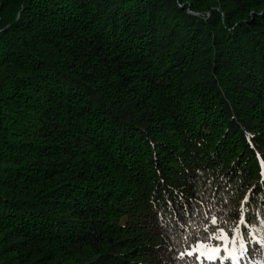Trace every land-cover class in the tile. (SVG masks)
I'll use <instances>...</instances> for the list:
<instances>
[{"label":"trees","instance_id":"1","mask_svg":"<svg viewBox=\"0 0 264 264\" xmlns=\"http://www.w3.org/2000/svg\"><path fill=\"white\" fill-rule=\"evenodd\" d=\"M262 160L264 0H0V264H183Z\"/></svg>","mask_w":264,"mask_h":264},{"label":"snow or ice","instance_id":"2","mask_svg":"<svg viewBox=\"0 0 264 264\" xmlns=\"http://www.w3.org/2000/svg\"><path fill=\"white\" fill-rule=\"evenodd\" d=\"M262 172L264 176V160L261 161ZM249 196L246 195L241 203L240 219L236 225L230 229L221 227L226 223L223 218L216 215L210 216V225L216 226L215 231H209V224H205L203 232L206 235L201 238L199 234L193 241L190 235L183 238L185 247L177 254V259L183 264H248V257L253 251L251 245L255 244L264 251V220L261 227L251 226L245 218L244 205L248 202ZM206 218L208 214L205 213ZM245 229L248 231L245 232ZM231 233V234H229ZM264 264V261H261Z\"/></svg>","mask_w":264,"mask_h":264}]
</instances>
